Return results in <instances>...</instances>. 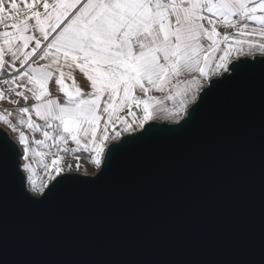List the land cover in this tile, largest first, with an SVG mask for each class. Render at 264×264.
<instances>
[{"label": "snow or ice", "instance_id": "6c2138e0", "mask_svg": "<svg viewBox=\"0 0 264 264\" xmlns=\"http://www.w3.org/2000/svg\"><path fill=\"white\" fill-rule=\"evenodd\" d=\"M256 77L264 101V0H0V103L23 101L26 129L0 112V209L10 191L39 207L68 185L96 189L120 155L181 135ZM165 101L175 126L157 128ZM261 201L264 250V110Z\"/></svg>", "mask_w": 264, "mask_h": 264}, {"label": "water", "instance_id": "95a60500", "mask_svg": "<svg viewBox=\"0 0 264 264\" xmlns=\"http://www.w3.org/2000/svg\"><path fill=\"white\" fill-rule=\"evenodd\" d=\"M262 106L256 77L181 135L168 129L120 155L94 190L68 185L39 207L10 191L0 264H259Z\"/></svg>", "mask_w": 264, "mask_h": 264}, {"label": "crops", "instance_id": "0c3cea01", "mask_svg": "<svg viewBox=\"0 0 264 264\" xmlns=\"http://www.w3.org/2000/svg\"><path fill=\"white\" fill-rule=\"evenodd\" d=\"M13 99H15L14 96H13ZM29 103H31V101H29ZM171 104H172L171 102H169V101H165L160 107L165 106V105H171ZM22 106H24V102H23V101H21L19 105H10V104H7V103H0V112H4L5 115H7V111H11V112H12V116L10 117V119H12L13 123H17V108H18V107H22ZM5 110H7V111H5ZM41 123H42V122H41ZM0 124L3 125L5 128H7L3 123H0ZM17 127L20 128L21 130H26V129H24L21 125H19L18 123H17ZM7 129H8V128H7ZM8 130H9V129H8ZM13 137H14V136H13ZM14 138H15V137H14ZM30 138H31V136H30ZM35 138H36V139H42V137L40 136L39 133H36V134H35ZM70 146H71V145H70ZM36 147H37V150H38V151H46V149H44V148H42V147H40V146H36ZM37 159H39V158H37ZM44 159H45V162H50V157H45ZM65 162H71V163L75 164V161L72 159L71 154L65 156ZM81 163H82L84 166L87 165V164L85 165V162H84L83 160L81 161ZM36 167H37V172H38V175H37V182L39 183V182H40L39 180H40L41 177L43 176V172H42V170L39 168V165H38V164L36 165Z\"/></svg>", "mask_w": 264, "mask_h": 264}, {"label": "rangeland", "instance_id": "374dc122", "mask_svg": "<svg viewBox=\"0 0 264 264\" xmlns=\"http://www.w3.org/2000/svg\"><path fill=\"white\" fill-rule=\"evenodd\" d=\"M172 112H173V105L172 104L171 105L162 106L155 113V119L167 120V121H170V122H174V117L172 115ZM85 167H88L89 169H91L90 165H86Z\"/></svg>", "mask_w": 264, "mask_h": 264}]
</instances>
